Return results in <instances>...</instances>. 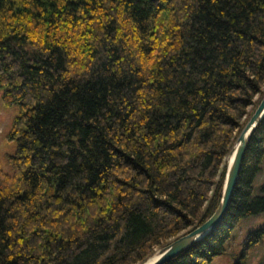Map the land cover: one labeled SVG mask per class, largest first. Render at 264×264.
I'll use <instances>...</instances> for the list:
<instances>
[{
  "label": "trees",
  "instance_id": "trees-1",
  "mask_svg": "<svg viewBox=\"0 0 264 264\" xmlns=\"http://www.w3.org/2000/svg\"><path fill=\"white\" fill-rule=\"evenodd\" d=\"M0 88V264H139L219 202L264 94V0H0ZM263 141L264 117L220 224L163 264H210L264 213Z\"/></svg>",
  "mask_w": 264,
  "mask_h": 264
},
{
  "label": "water",
  "instance_id": "water-1",
  "mask_svg": "<svg viewBox=\"0 0 264 264\" xmlns=\"http://www.w3.org/2000/svg\"><path fill=\"white\" fill-rule=\"evenodd\" d=\"M263 117L264 94L251 115L245 121L242 129L229 148L227 155L224 157L225 171L222 181L221 195L215 210L200 224L195 225L189 230L171 239L166 244L156 248L152 254L146 257L139 264H143V262L149 259L155 251H157L158 256L148 264H163L193 243L205 237L210 231L220 224L228 208L234 187L237 183L241 162L249 140Z\"/></svg>",
  "mask_w": 264,
  "mask_h": 264
},
{
  "label": "rangeland",
  "instance_id": "rangeland-1",
  "mask_svg": "<svg viewBox=\"0 0 264 264\" xmlns=\"http://www.w3.org/2000/svg\"><path fill=\"white\" fill-rule=\"evenodd\" d=\"M2 92L3 89L0 88V163L5 171L11 172L12 169L8 158L10 155L16 153L17 142L14 139H9L7 135L11 129L14 117L19 113V105H5L1 100ZM263 183L264 155L261 161V168L253 181L254 194L264 195L260 191V186ZM259 228H264V213L241 218L231 231L232 240L230 244L226 245L223 253L215 255L210 264H234L235 260L242 253L246 234ZM244 261V264H264V232L261 240L249 247Z\"/></svg>",
  "mask_w": 264,
  "mask_h": 264
},
{
  "label": "bare ground",
  "instance_id": "bare-ground-1",
  "mask_svg": "<svg viewBox=\"0 0 264 264\" xmlns=\"http://www.w3.org/2000/svg\"><path fill=\"white\" fill-rule=\"evenodd\" d=\"M158 256V253L157 251H155V253L149 257V259H147L146 261L143 262V264H148L150 263L151 261H153L156 257Z\"/></svg>",
  "mask_w": 264,
  "mask_h": 264
}]
</instances>
